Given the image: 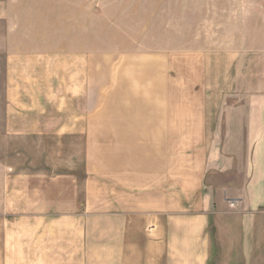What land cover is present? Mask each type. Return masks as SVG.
I'll list each match as a JSON object with an SVG mask.
<instances>
[{
	"label": "crops",
	"instance_id": "crops-1",
	"mask_svg": "<svg viewBox=\"0 0 264 264\" xmlns=\"http://www.w3.org/2000/svg\"><path fill=\"white\" fill-rule=\"evenodd\" d=\"M244 7L188 77L171 56L5 52L4 136L44 161L0 167V264H264V0Z\"/></svg>",
	"mask_w": 264,
	"mask_h": 264
},
{
	"label": "rangeland",
	"instance_id": "rangeland-1",
	"mask_svg": "<svg viewBox=\"0 0 264 264\" xmlns=\"http://www.w3.org/2000/svg\"><path fill=\"white\" fill-rule=\"evenodd\" d=\"M10 1L14 4L10 8L14 21L23 24L24 39L13 35L16 25L0 19V164H14L16 168L7 170L8 173L20 174L22 160L32 162L30 171L37 172L44 158L37 151V138H33V144L26 143L22 156L21 138L4 136V55L8 49L23 44L30 53L87 47L95 55H109L111 59L133 53L163 60L171 56L175 69L188 77L192 74L188 67L198 66V53L212 58L215 29L222 30L224 36L230 22L246 11L245 3L256 0ZM56 171L75 175L80 191L81 168Z\"/></svg>",
	"mask_w": 264,
	"mask_h": 264
},
{
	"label": "built area",
	"instance_id": "built-area-1",
	"mask_svg": "<svg viewBox=\"0 0 264 264\" xmlns=\"http://www.w3.org/2000/svg\"><path fill=\"white\" fill-rule=\"evenodd\" d=\"M0 167H1V164H0Z\"/></svg>",
	"mask_w": 264,
	"mask_h": 264
}]
</instances>
